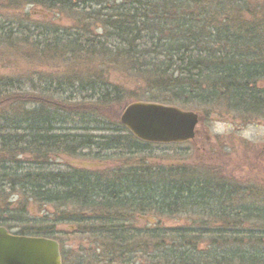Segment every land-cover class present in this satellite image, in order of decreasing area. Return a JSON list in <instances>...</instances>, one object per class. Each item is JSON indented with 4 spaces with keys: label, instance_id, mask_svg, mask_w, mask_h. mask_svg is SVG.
Segmentation results:
<instances>
[{
    "label": "trees",
    "instance_id": "trees-1",
    "mask_svg": "<svg viewBox=\"0 0 264 264\" xmlns=\"http://www.w3.org/2000/svg\"><path fill=\"white\" fill-rule=\"evenodd\" d=\"M22 1L70 17L72 25H39L27 15L14 24L17 21L0 17V43L7 48L17 45L59 57L66 54L69 61L108 56L104 65L116 66L138 80L137 89L142 91L132 100L196 109H264V87L258 84L264 81V4L260 10L254 0H231L234 14L219 11V19L217 11L205 12L208 6H201L207 0ZM214 17L219 21L213 23ZM88 27L100 28V34L88 32L91 37H86ZM97 37L107 43L101 45ZM109 82L98 75L77 82L73 92L89 90L84 99L100 113L84 115L61 99L59 82L53 89L50 83L40 85L38 91L27 83L30 89L25 90V83L0 76V225L17 228L20 235L53 238L52 225L28 223V206H70L76 212L62 211L52 224H75L93 243L97 258L108 264H264V205L234 207L229 201L238 188L221 178L198 180L190 170L146 165L134 169L126 165L100 178L68 165L63 171L51 170L54 158L80 150L138 152L137 148L147 146L119 122L108 125L98 118H106L102 106L119 98V90ZM47 92L52 97H44V106L40 97ZM82 118L85 124L75 126ZM95 128L110 133L82 132ZM12 192L15 201L8 198ZM181 213L194 215V227L208 221L215 231L137 225L146 215L169 218ZM227 222L248 231L236 233L225 227ZM201 239H208L206 247ZM228 243L231 247H225ZM60 254L64 264H75L61 245Z\"/></svg>",
    "mask_w": 264,
    "mask_h": 264
},
{
    "label": "rangeland",
    "instance_id": "rangeland-1",
    "mask_svg": "<svg viewBox=\"0 0 264 264\" xmlns=\"http://www.w3.org/2000/svg\"><path fill=\"white\" fill-rule=\"evenodd\" d=\"M240 3L236 5L239 7ZM215 4H221L222 7L216 9ZM233 4L234 2L231 4V0H207V3H202L201 6H208L205 8V12H208V9L217 11L220 19L222 14L218 13L219 11L225 12V15L228 16L234 14L232 9ZM252 4L260 7L261 4H264V0H254ZM259 9L261 10L262 8L260 7ZM261 13H264V10ZM23 16H26L27 19L29 18L32 21L34 20L33 22L39 25L53 23L60 28H68L69 25H72L67 20L71 19L70 17H62L63 15L58 17L56 14L48 13V11L38 6L32 7L22 0L13 3L0 1V17L15 20L17 22L14 24H16L21 21V17ZM210 20L213 23L219 21L216 17ZM100 31V28L94 29L88 27L85 36L91 37L88 32L95 36L99 35ZM97 38L98 43H101V45L106 40L103 37ZM0 45V76L14 78L25 83V90L26 87L30 89L26 85L27 83L32 84L31 90L37 89L38 91L40 85L50 83V88L53 89L55 87L54 84L59 82L63 86V89H60L58 92L61 99L69 100L68 108L80 109L84 112V115H95L94 112L99 113V111L94 109L95 107L91 105V102L84 99L87 97L89 90L87 94L86 91L82 94L73 92L77 82L86 80V78L94 79V75H98L103 80H110L109 83L112 82L114 87L119 90L116 92L119 98L111 99V102L102 106L103 113L107 119L104 116H98V118L109 122L108 125L119 122V117L124 107L128 103L136 101L132 100L133 97L140 96L138 93L142 91L137 89L139 82L129 72L125 71L123 74L116 66L104 65L105 60H107L106 57L108 56H103V58H100V56L91 57L90 59L88 57L86 59L78 57L75 61H69L66 54H59V57L52 52L41 53L39 52L40 50H31L24 46L14 45L7 48L3 43H0ZM111 61L115 60L112 59ZM261 83L264 87V81L258 84ZM112 88V86H109V89ZM70 90H72V93H69ZM34 92L37 93L36 91ZM136 94L138 95L136 96ZM44 97L51 98L52 95L50 92L44 95L41 94V103L45 106ZM186 109L197 111L200 119L196 127L195 137L184 145L151 144L146 147L140 146V148H137L140 149L138 152H131V150L126 152L113 148L110 150L88 148L80 150L78 154L62 155L59 158H54L50 165L51 170L63 171L64 166L68 165L73 170L87 172L90 175L99 176L100 178L102 174L110 175L111 171L128 166L176 167L185 169V171H192L190 175H194L198 180H203L204 178L217 180L221 178L220 180L224 181L223 178H226L230 186L238 188V193L230 197L231 200L229 201L234 207L247 205L248 203L254 204L255 206L264 205L263 106L253 111H248V109L235 111L224 106H207L199 109L192 107ZM80 124H85L84 118L75 126ZM82 132H91L90 134L93 135H107L110 133L98 130V128L89 131L82 130ZM73 133H80V131L74 130ZM119 175L121 174L119 173ZM13 194L16 193H10L8 198L15 201L17 196ZM27 211L30 213L29 218L31 219H29L30 221L28 223L42 227L53 226V230L56 232L53 239L59 241L65 253H70L69 258L73 262L75 261V264H108L103 262L101 258H97L98 252L92 247L94 246L93 243L89 239L86 240V237L79 232L80 229L75 224L70 222L52 224L53 219H56L62 211L76 212L73 208L71 210L70 206L63 208L34 204L28 206ZM41 220H47L49 222L42 223L40 222ZM158 223L168 227H194L192 216L183 213L169 218H154L153 216L146 215L137 220V225L143 227L145 224L154 225ZM203 223L201 228L212 227V223L208 221H204ZM234 224L227 222L224 225L226 228L236 230V233L237 231L240 233L248 231L243 227H235ZM198 225L200 226L199 222ZM244 226L245 228L249 227L248 224ZM16 229L12 228L11 231L15 232ZM200 243L202 247H206L209 241L208 239H201ZM229 243L225 247H231ZM72 260H69V262H72ZM113 264H121V262L119 261L118 263L115 261Z\"/></svg>",
    "mask_w": 264,
    "mask_h": 264
},
{
    "label": "water",
    "instance_id": "water-1",
    "mask_svg": "<svg viewBox=\"0 0 264 264\" xmlns=\"http://www.w3.org/2000/svg\"><path fill=\"white\" fill-rule=\"evenodd\" d=\"M200 116L192 110L151 101L128 103L121 125L136 139L156 144L183 143L195 134ZM0 264H62L56 240L11 233L0 225Z\"/></svg>",
    "mask_w": 264,
    "mask_h": 264
},
{
    "label": "flooded vegetation",
    "instance_id": "flooded-vegetation-1",
    "mask_svg": "<svg viewBox=\"0 0 264 264\" xmlns=\"http://www.w3.org/2000/svg\"><path fill=\"white\" fill-rule=\"evenodd\" d=\"M261 82V81H260ZM263 87V84L261 83V84H259V87ZM196 135V134H195ZM184 144H186V143H184ZM184 144H181V145H184ZM147 146H148V144H147ZM129 168H135V167H133V166H130ZM136 170V169H135ZM224 179V182L227 184V182H226V178H223ZM142 218V217H141ZM198 219V218H197ZM192 220L195 222V220H196V218H194V215L192 216ZM197 221V220H196ZM196 225V227H194L193 228V230H195V232H197V233H201V228H198L199 227V225L198 224H195ZM213 231H215V229H213V228H205V230H204V233H210V232H213ZM194 232V231H193Z\"/></svg>",
    "mask_w": 264,
    "mask_h": 264
}]
</instances>
